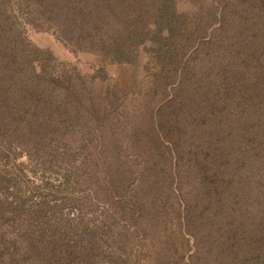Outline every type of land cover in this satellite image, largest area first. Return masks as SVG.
I'll use <instances>...</instances> for the list:
<instances>
[{
  "label": "rangeland",
  "instance_id": "obj_1",
  "mask_svg": "<svg viewBox=\"0 0 264 264\" xmlns=\"http://www.w3.org/2000/svg\"><path fill=\"white\" fill-rule=\"evenodd\" d=\"M0 264H264V0H0Z\"/></svg>",
  "mask_w": 264,
  "mask_h": 264
},
{
  "label": "trees",
  "instance_id": "obj_2",
  "mask_svg": "<svg viewBox=\"0 0 264 264\" xmlns=\"http://www.w3.org/2000/svg\"><path fill=\"white\" fill-rule=\"evenodd\" d=\"M118 54L116 55L117 56V59H120L121 58V55H120V53H118Z\"/></svg>",
  "mask_w": 264,
  "mask_h": 264
}]
</instances>
